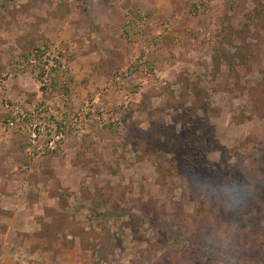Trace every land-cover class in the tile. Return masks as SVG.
<instances>
[{"label":"rangeland","instance_id":"1","mask_svg":"<svg viewBox=\"0 0 264 264\" xmlns=\"http://www.w3.org/2000/svg\"><path fill=\"white\" fill-rule=\"evenodd\" d=\"M195 110L256 182L264 0H0V264H264V201L157 148Z\"/></svg>","mask_w":264,"mask_h":264},{"label":"trees","instance_id":"2","mask_svg":"<svg viewBox=\"0 0 264 264\" xmlns=\"http://www.w3.org/2000/svg\"><path fill=\"white\" fill-rule=\"evenodd\" d=\"M195 91H197L195 93V105L197 104L198 106H196V109H199L203 106L201 99L203 96L198 89H195ZM186 118L187 119L184 118L177 122L185 123V127L182 131L176 133L175 130L170 131L167 129L163 134H160L161 139L158 141L157 148L160 152L170 155L171 158L167 163L174 169V173H179L181 178H186L187 176L194 177L195 182L201 181L200 179H202L206 183L208 180L217 179L220 185L219 189H217L218 192H220L223 187L227 186L231 192L234 191L237 194H241L242 192L247 193L249 196L252 195L254 199H258V201H264V188L261 181L258 180L260 176L259 173L261 174L260 170L258 171V169L261 168H258V166L264 168V148L261 147L263 150L257 155V161L255 160L257 169L255 168L256 171L253 179L256 180V182H253L252 179L250 180V178L245 175L238 173L237 170L234 171L233 167L227 166L226 162L229 160V153H226V150L222 151L220 144L213 139L214 137H212V134L214 130L209 127L206 118H202L196 110ZM246 144H248V140L243 143V147H245ZM218 152H220L225 167L221 169L219 167L218 171L215 172L209 167V161L206 156ZM248 201L254 203L255 200L250 198ZM106 215L127 216L130 215V213L123 205H115L112 210L106 212ZM196 240L199 241V239ZM221 251L224 255L223 249H219L218 253H221ZM197 252L200 256H202L203 253L199 252V250L195 251L194 258L200 260V256ZM212 260V258H208V262L213 263Z\"/></svg>","mask_w":264,"mask_h":264}]
</instances>
